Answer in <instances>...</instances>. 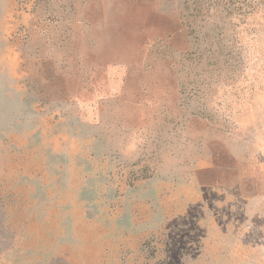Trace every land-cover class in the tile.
<instances>
[{
    "label": "rangeland",
    "instance_id": "rangeland-1",
    "mask_svg": "<svg viewBox=\"0 0 264 264\" xmlns=\"http://www.w3.org/2000/svg\"><path fill=\"white\" fill-rule=\"evenodd\" d=\"M0 80V264H264V0H0Z\"/></svg>",
    "mask_w": 264,
    "mask_h": 264
},
{
    "label": "bare ground",
    "instance_id": "bare-ground-1",
    "mask_svg": "<svg viewBox=\"0 0 264 264\" xmlns=\"http://www.w3.org/2000/svg\"><path fill=\"white\" fill-rule=\"evenodd\" d=\"M1 82H0V88H1V84H2V80H0Z\"/></svg>",
    "mask_w": 264,
    "mask_h": 264
}]
</instances>
